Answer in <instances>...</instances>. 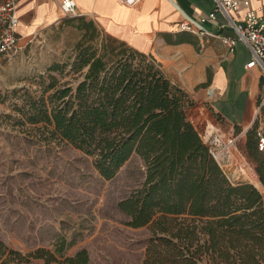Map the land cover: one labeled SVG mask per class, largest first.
Returning a JSON list of instances; mask_svg holds the SVG:
<instances>
[{"label": "trees", "instance_id": "16d2710c", "mask_svg": "<svg viewBox=\"0 0 264 264\" xmlns=\"http://www.w3.org/2000/svg\"><path fill=\"white\" fill-rule=\"evenodd\" d=\"M94 35L76 48V87L52 81L44 92L43 119L53 132L94 157L100 174L113 178L134 155L145 164L141 188L119 202L131 227L153 224L145 264H264V197L249 181L233 179L188 117L190 95L167 75L161 62L112 36L100 40L85 16L65 18ZM62 67L54 65L53 71ZM87 68L86 70H84ZM213 124L208 127V132ZM251 133L250 131L248 132ZM246 145L264 187V151ZM262 185V186H261ZM262 189V188H261ZM263 191V189H262ZM40 248L23 254L0 238V264L42 259L44 264H88L86 249L66 256ZM63 258L60 260V258Z\"/></svg>", "mask_w": 264, "mask_h": 264}, {"label": "rangeland", "instance_id": "374dc122", "mask_svg": "<svg viewBox=\"0 0 264 264\" xmlns=\"http://www.w3.org/2000/svg\"><path fill=\"white\" fill-rule=\"evenodd\" d=\"M65 20L30 35L0 59V238L23 254L40 248L55 252L64 239V254L86 249L88 264H145L153 224L131 227L119 208V202L145 180L143 159L134 154L113 178L106 179L96 169L93 156L63 140L44 120H31L43 119L45 104L51 103L49 95L54 90L44 92L50 76L57 86L69 82L76 87L83 79L73 70L76 48L90 43L94 32L86 34ZM103 35L107 33L99 28L96 38ZM54 65L62 67L49 71ZM204 93L208 98V91ZM190 98L194 104L189 107V119L205 142L221 152L217 160L225 163L231 177L261 184L246 145L259 132L264 134V82L248 131L228 127L215 115L202 118L198 101ZM210 124L213 135L208 132ZM159 250L165 256L163 264H169V250ZM22 264H44V260Z\"/></svg>", "mask_w": 264, "mask_h": 264}, {"label": "crops", "instance_id": "0c3cea01", "mask_svg": "<svg viewBox=\"0 0 264 264\" xmlns=\"http://www.w3.org/2000/svg\"><path fill=\"white\" fill-rule=\"evenodd\" d=\"M76 3L80 13L77 17L85 16L103 29L106 36L152 54L161 62L171 80L180 83L198 101L202 118L215 115L228 127L248 131L264 82L258 66L247 67L252 58L248 46L238 40L231 50L224 42V38L236 34L220 13L204 24L209 35L178 28L185 16L209 13L214 0H140L134 6L120 0H76ZM253 5L258 2L254 0ZM17 14L19 43L59 19L65 20L60 0H20Z\"/></svg>", "mask_w": 264, "mask_h": 264}, {"label": "built area", "instance_id": "2783aa9c", "mask_svg": "<svg viewBox=\"0 0 264 264\" xmlns=\"http://www.w3.org/2000/svg\"><path fill=\"white\" fill-rule=\"evenodd\" d=\"M128 6H134L140 0H120ZM214 0L213 9L207 13H196L193 16H185L178 28L201 36L211 34L204 24L214 20L217 14H222L227 19V25L231 27L236 37H226L224 42L231 50L236 42H244L251 51L252 58L247 67L258 66L264 76V0ZM20 0H1L0 2V59L14 52L19 45L18 27L20 18L17 14ZM60 8L65 18H73L80 15L77 10L76 0H60ZM211 133V132H209ZM213 135V132L211 133ZM210 134V136H211ZM258 150L264 151V134L258 133ZM213 156L218 159L221 152L211 148Z\"/></svg>", "mask_w": 264, "mask_h": 264}, {"label": "bare ground", "instance_id": "6f19581e", "mask_svg": "<svg viewBox=\"0 0 264 264\" xmlns=\"http://www.w3.org/2000/svg\"><path fill=\"white\" fill-rule=\"evenodd\" d=\"M257 186H258V185H257ZM261 186H262V185H261ZM259 188H260V187H259ZM261 188H262V189H263V191H264V187L262 186ZM261 188H260V189H261ZM262 189H261V190H262Z\"/></svg>", "mask_w": 264, "mask_h": 264}, {"label": "water", "instance_id": "95a60500", "mask_svg": "<svg viewBox=\"0 0 264 264\" xmlns=\"http://www.w3.org/2000/svg\"><path fill=\"white\" fill-rule=\"evenodd\" d=\"M257 188V186H255ZM258 189V188H257Z\"/></svg>", "mask_w": 264, "mask_h": 264}]
</instances>
